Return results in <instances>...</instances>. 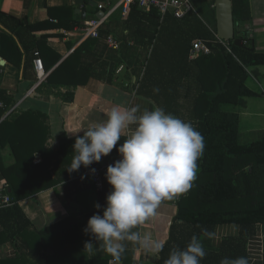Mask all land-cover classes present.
<instances>
[{
	"label": "trees",
	"instance_id": "trees-1",
	"mask_svg": "<svg viewBox=\"0 0 264 264\" xmlns=\"http://www.w3.org/2000/svg\"><path fill=\"white\" fill-rule=\"evenodd\" d=\"M214 1L195 0L194 11L182 17H175L169 12L161 20L156 9L145 12L132 6L121 21L127 30V37L120 41V50L109 52V62H103L110 75L118 64L124 63L136 78L133 85L139 94L150 98L166 112L191 122L204 138V150L197 161L196 179L191 189L176 200L177 211L156 264H164L170 251L176 247L183 249L194 234L201 239L206 251L200 264H220L223 258L245 257L247 237L253 233L256 224H264V130L255 140L241 142L239 114L222 106L237 103L243 96L257 94L246 83L250 76L247 68L264 66V51L255 49L253 37L243 26L251 19L248 0H231L234 34L241 39L242 45L236 46L231 42L230 53L219 43L211 41L210 54L189 58V48L194 39H213L212 31L216 30ZM59 10L61 14L56 17L57 23H50L47 19L25 25L24 20L8 17L17 28L2 24L18 37L19 29L33 32L39 28L72 29L84 24V21L73 19V7L63 5ZM110 25L103 23L97 38H86L64 59L65 62L78 60V69L74 68L68 74L54 68L37 89L84 84L92 74L90 66L102 57L98 54L104 52L101 49L98 53L93 48L95 45L96 48L101 44L105 46ZM49 33L48 30L44 36ZM36 51L40 58L43 54L45 56V52L52 53L54 61L59 57L46 42H38L31 55L24 45V76L33 70ZM0 56L14 65H19L23 56L14 39L1 29ZM51 64L48 61L43 66L48 71ZM9 94L0 88V101L3 102L0 115L8 106ZM45 119L41 110L26 109L0 122V172L5 180L4 189L12 200L10 206L0 209V219L5 216L17 223L22 219L29 226L28 219L17 204L18 200L60 181H63L65 189L75 187L70 193L65 192L66 199L71 200L80 187L81 179L72 178L73 172L64 177L57 176L55 167L58 161L63 163L72 157H58L60 149L45 145L48 131L46 129L43 135L40 133ZM64 137H60V142L65 140L67 143ZM125 138L121 137L117 147ZM72 146L68 143L69 152H73ZM4 148L9 149L13 158L11 163L4 161L1 154ZM110 154L114 155L111 158H116V148ZM36 156L40 161L34 163ZM105 197L104 194L99 196L102 206ZM220 223H236L240 233L237 237L225 238L215 247L211 236H204L202 229L212 233L215 225ZM86 224L75 215H69L32 232L31 239L36 241L37 249L28 244V254L38 255L40 264H111L109 259L113 257L105 251L97 250L90 258L84 257L87 251L84 244L90 236L83 231ZM93 242L99 248L100 242ZM122 255L127 258L121 256L120 264L132 263L131 251L125 250ZM254 264H264V254Z\"/></svg>",
	"mask_w": 264,
	"mask_h": 264
},
{
	"label": "crops",
	"instance_id": "crops-1",
	"mask_svg": "<svg viewBox=\"0 0 264 264\" xmlns=\"http://www.w3.org/2000/svg\"><path fill=\"white\" fill-rule=\"evenodd\" d=\"M94 1L97 4H105L103 8L105 11L98 9V7L96 9L97 5H93L88 0H0V29L14 39L23 53L19 65H14L0 56L4 61V64L0 65V88L7 90L11 97L6 110L4 109L0 115V122L26 109L41 110L46 119L40 133L43 135L47 129L48 134L46 135L45 145L60 149L58 157L73 158L75 152L68 151V143L73 145L76 137L83 135L81 129L86 130L94 123L106 119L112 106L116 104L131 106L135 104L140 105L141 109L157 107L150 98L136 91V86L133 85L136 78L124 63L118 64L111 75L106 72L107 66L103 62H109L107 58V56H110L109 52L120 50V41L122 42L127 37V30L121 23L124 17L119 14L118 10L110 13L104 23L111 24L108 36L112 35L118 41L119 47L117 49L109 47L106 42L108 36L104 42L105 46L101 44L97 49L95 45L93 48L95 51L99 53L102 49L104 52L102 55L99 53L98 55L102 57L90 66L92 74L84 84L47 86L38 90L39 84L36 82L34 66L33 70L31 69L24 76V45L29 48V55H31L38 42H46L59 55L56 61H54L52 53L46 54L45 52V56L42 55L43 63L52 62L50 69L48 71L45 69L47 74L54 68L68 74L74 68L78 69L80 65L78 60L71 59V62H65L64 59L82 42L79 29L81 24L72 29L62 27L48 29L50 33L47 36H44L48 31L45 28H39L33 32H23L19 29L20 37H18L2 23L14 29L17 27L11 23L8 17L24 20L25 25L28 23L35 24L47 19L50 23H57L56 17L61 14L59 9L63 5L73 7V19L75 21L85 22L95 17L99 10L106 13L109 5L116 0ZM248 3L251 19L243 26L247 29L248 35L253 37L255 49L264 51V0H248ZM76 8L85 9L86 17L84 20L81 19L80 14L75 12ZM50 9L52 10L50 11ZM247 70L250 75L247 81H250V83L247 81L246 83L257 94L243 96L234 104L222 105L223 108L239 114V140L245 143L258 138L264 130V66H250ZM13 105H17L16 110L7 115V111ZM242 123L245 126L243 129L241 128ZM78 130L81 131L77 132ZM62 136H65L64 139L68 140L67 143L65 140L60 142ZM1 154L6 163L13 161L8 148H4ZM105 157L111 158L114 155L109 154ZM36 158L37 156L33 160L34 163ZM71 162L72 159H66L63 163L58 161L55 167L58 177H64L71 173L67 170ZM100 162L101 160L98 163H93L89 168L81 166L79 170L73 172L72 178H80L81 181L80 187L71 200L66 199L65 192L70 193L75 187L65 189L63 188V181L42 189L32 196L18 200L17 204L28 219L29 226L25 220L19 219L17 223L13 219L2 215V220L0 219V264H40L38 255L36 257L28 254V244L33 249H37L36 241L31 239L32 232L41 230L69 215H75L78 219L87 222L90 214H96L99 211L94 205L99 203L100 194L107 195L111 190L105 175L103 176V190H97L92 183L90 169L97 167ZM4 185L5 180L0 172V188H4ZM177 198L173 202H162L157 216L134 230H139L142 234L148 233L153 239L164 244L168 239L170 225L177 211ZM18 231H20L19 234ZM212 233L211 243L213 246L218 247L225 238L237 237L240 228L236 223H220L215 225ZM91 239L90 234L88 241ZM123 243L125 244V250L132 252L131 264H156L159 258L158 255H154L133 242L125 241ZM263 254L264 224H256L253 233L246 240L245 258H247L248 264H254L263 257ZM91 256L92 254L86 251L84 257L88 259ZM122 257L127 258L125 255H122ZM109 263L115 264L113 258L109 259Z\"/></svg>",
	"mask_w": 264,
	"mask_h": 264
},
{
	"label": "clouds",
	"instance_id": "clouds-1",
	"mask_svg": "<svg viewBox=\"0 0 264 264\" xmlns=\"http://www.w3.org/2000/svg\"><path fill=\"white\" fill-rule=\"evenodd\" d=\"M81 130L83 135L77 136L72 146L75 155L69 172L81 166L89 168L114 148L120 157L106 168L105 179L111 190L103 206L94 205L99 211L88 219L83 230L92 237L84 249L90 254L105 251L115 264L125 251V241L158 255L163 243L134 229L155 218L162 202L191 189L204 150L203 136L191 122L162 107L141 109L135 104H116L106 119ZM122 136L126 138L117 147ZM202 231L206 237L213 235L207 229ZM93 241L100 242L99 248ZM205 255L201 239L194 234L183 249H172L164 264H200ZM220 264H248V260L223 258Z\"/></svg>",
	"mask_w": 264,
	"mask_h": 264
},
{
	"label": "built area",
	"instance_id": "built-area-1",
	"mask_svg": "<svg viewBox=\"0 0 264 264\" xmlns=\"http://www.w3.org/2000/svg\"><path fill=\"white\" fill-rule=\"evenodd\" d=\"M194 1L195 0H116L114 3L109 5V9L104 12L101 17H93L92 19L86 20L84 24L79 28L81 31V41L85 40L88 37L97 38L99 36V28L107 19V16L112 13L114 10H118L119 14L122 17H126L132 6H137L142 11H149L150 9H156L159 12L160 20L163 18V15L166 13H172L175 17H182L185 13L194 11ZM98 9H103L105 4L98 3ZM213 39H202L197 38L191 42L189 48L188 56L189 58H196L201 55H207L211 53V46L209 43H219L224 47V49L232 53L231 49V40L221 38L216 30H213ZM109 47L117 49L119 47L118 41L112 36L109 35L106 39ZM35 58L33 59V66L36 75V82L40 84L45 81L47 72L43 66L42 60L38 57L37 51L34 53ZM0 107H3V103L0 101ZM17 105H13L8 111L7 115L16 110ZM119 155L116 158L102 157L100 165L95 169V172H91L92 183L97 190H103L104 188V179L105 171L108 165L112 164L114 161L118 160ZM40 158H36L35 162H39ZM12 204L10 195L6 192L4 188H0V209L8 207Z\"/></svg>",
	"mask_w": 264,
	"mask_h": 264
},
{
	"label": "water",
	"instance_id": "water-1",
	"mask_svg": "<svg viewBox=\"0 0 264 264\" xmlns=\"http://www.w3.org/2000/svg\"><path fill=\"white\" fill-rule=\"evenodd\" d=\"M93 5H97V2L94 0H88ZM215 9V20H216V32L217 34L224 39L231 40L232 43L236 46H241L242 41L240 38H236L234 34V21L232 13V2L231 0H215L214 1ZM75 12L80 14L82 20L85 19L86 11L85 9L76 8ZM103 11L99 10L96 14V17H101ZM4 61L0 58V65H3ZM175 198L168 202H173Z\"/></svg>",
	"mask_w": 264,
	"mask_h": 264
},
{
	"label": "rangeland",
	"instance_id": "rangeland-1",
	"mask_svg": "<svg viewBox=\"0 0 264 264\" xmlns=\"http://www.w3.org/2000/svg\"><path fill=\"white\" fill-rule=\"evenodd\" d=\"M248 83H250V81H247ZM245 126H244V124L242 123L241 124V128L243 129Z\"/></svg>",
	"mask_w": 264,
	"mask_h": 264
}]
</instances>
